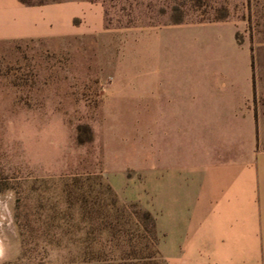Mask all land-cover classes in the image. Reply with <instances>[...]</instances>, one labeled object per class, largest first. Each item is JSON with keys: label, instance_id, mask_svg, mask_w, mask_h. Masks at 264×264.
Wrapping results in <instances>:
<instances>
[{"label": "rangeland", "instance_id": "1", "mask_svg": "<svg viewBox=\"0 0 264 264\" xmlns=\"http://www.w3.org/2000/svg\"><path fill=\"white\" fill-rule=\"evenodd\" d=\"M15 2L23 22L0 0V264H99L96 251L198 264L205 256L184 251L182 219L171 248L159 110L145 108V91L174 58L190 80L193 35L217 22L236 25L264 75V0ZM138 210L153 215L157 240Z\"/></svg>", "mask_w": 264, "mask_h": 264}, {"label": "crops", "instance_id": "2", "mask_svg": "<svg viewBox=\"0 0 264 264\" xmlns=\"http://www.w3.org/2000/svg\"><path fill=\"white\" fill-rule=\"evenodd\" d=\"M11 6L23 22L25 9ZM236 32L231 22L198 27L190 80L174 58L151 76L144 97L146 109L159 110L160 195L176 223L171 248L180 250L182 219L183 247L191 248L184 251L208 264H264V75ZM184 137L188 166L180 164Z\"/></svg>", "mask_w": 264, "mask_h": 264}, {"label": "trees", "instance_id": "3", "mask_svg": "<svg viewBox=\"0 0 264 264\" xmlns=\"http://www.w3.org/2000/svg\"><path fill=\"white\" fill-rule=\"evenodd\" d=\"M21 2L25 3V0H20ZM175 11H179L178 8H175ZM183 17H180L176 20V23H181L183 22ZM222 21V20H218ZM1 190V189H0ZM85 191H81L78 193V198L79 201V209L81 211H84L85 209V204H84V198L86 197V194L84 193ZM123 208H121V212L124 213ZM136 218L139 222V224L144 228V230L152 236V238L157 240V235H156V221L153 217V215L150 212L147 211H136ZM101 224L105 225L106 229L112 228V226L108 222L102 221ZM109 234H112V231H108ZM123 255V261L117 262L114 259H110L108 256H102V253L100 251L93 252L91 257V261H99V264H162L161 262H158L157 259L153 254L147 255V256H142L141 254H138L136 252H133L131 256L125 254ZM90 254V253H88ZM127 256V257H126ZM106 258V259H105Z\"/></svg>", "mask_w": 264, "mask_h": 264}, {"label": "bare ground", "instance_id": "4", "mask_svg": "<svg viewBox=\"0 0 264 264\" xmlns=\"http://www.w3.org/2000/svg\"><path fill=\"white\" fill-rule=\"evenodd\" d=\"M1 245H2V242H1V240H0V248H1ZM3 248V247H2ZM3 250H4V248H3Z\"/></svg>", "mask_w": 264, "mask_h": 264}]
</instances>
